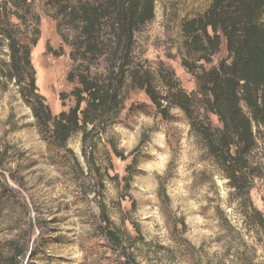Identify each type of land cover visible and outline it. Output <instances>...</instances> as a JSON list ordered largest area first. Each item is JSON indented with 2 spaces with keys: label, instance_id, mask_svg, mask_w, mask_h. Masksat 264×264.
I'll list each match as a JSON object with an SVG mask.
<instances>
[{
  "label": "rangeland",
  "instance_id": "rangeland-1",
  "mask_svg": "<svg viewBox=\"0 0 264 264\" xmlns=\"http://www.w3.org/2000/svg\"><path fill=\"white\" fill-rule=\"evenodd\" d=\"M26 1V9L15 0L0 4L21 15L11 21L25 44L34 38L27 23L40 18L31 62L38 94L58 117L76 105L77 71L90 67L104 81L109 60L80 67L70 58L61 34H72L65 20L55 19L57 2L81 0ZM154 1V19L135 36L132 68L148 74L165 117L127 79L117 117L90 126L87 138L75 133L64 149L41 132L22 87L1 78L0 264H264V130L254 125L243 196L186 115L162 100L168 96L167 70L197 100L196 78L183 65L193 59L182 26L202 16L213 0ZM221 62H230L225 45L204 68ZM9 63L0 35V70L8 71ZM195 109L203 125L221 128L216 116ZM257 213L263 216L258 223ZM105 227L121 238L119 250ZM18 253L23 255L15 259Z\"/></svg>",
  "mask_w": 264,
  "mask_h": 264
},
{
  "label": "trees",
  "instance_id": "trees-1",
  "mask_svg": "<svg viewBox=\"0 0 264 264\" xmlns=\"http://www.w3.org/2000/svg\"><path fill=\"white\" fill-rule=\"evenodd\" d=\"M13 4L25 9L28 6L26 0H15ZM0 6L4 11L0 13L3 15L0 35L4 36L10 60L8 71L0 70V81L1 78L14 80L22 87L23 97L32 102L39 129L59 147L65 149L75 133L82 132L87 138L85 131L90 126L117 117L123 107L120 89L127 79L132 86L144 90L165 117V107L148 74L132 68L135 36L154 19V0H81L75 5L57 2L60 17L55 19L65 20L66 29L72 34L69 37L59 31L64 44L71 48L72 62L82 67L83 63L93 66L104 57L109 60V78L104 81L94 77L90 67L82 73L77 71L80 67H74L80 86L72 93L76 105L58 117L53 116L44 97L38 94L31 62V48L36 47L40 39V18L35 15V20L27 23L26 28L33 30L34 38L25 44L13 31L15 25L11 21L12 17L21 19V15L8 9L7 3ZM263 16L264 0H213L202 16L183 24L185 49L193 59V62L184 59L183 65L196 78L197 100L182 92L172 72L167 70L164 74L168 96L162 100L186 115L192 128L203 137L209 152L224 166L232 186L243 196L246 193L241 191L244 190L242 183L250 168L248 156L256 141L254 125L264 130ZM57 28L59 30V24ZM223 45L230 62H221L218 67L206 70L204 64H211ZM198 63L203 65L197 67ZM72 75L68 78L70 82L74 80ZM195 106L216 116L221 128L203 125ZM257 216V223L263 220L262 215L257 213ZM104 230L119 250L121 238L107 227ZM22 255L18 253L15 259Z\"/></svg>",
  "mask_w": 264,
  "mask_h": 264
}]
</instances>
